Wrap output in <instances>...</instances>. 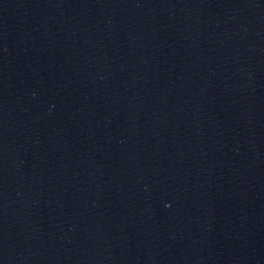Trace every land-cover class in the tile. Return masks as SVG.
<instances>
[{"label":"water","instance_id":"1","mask_svg":"<svg viewBox=\"0 0 264 264\" xmlns=\"http://www.w3.org/2000/svg\"><path fill=\"white\" fill-rule=\"evenodd\" d=\"M0 264H264V0H0Z\"/></svg>","mask_w":264,"mask_h":264}]
</instances>
